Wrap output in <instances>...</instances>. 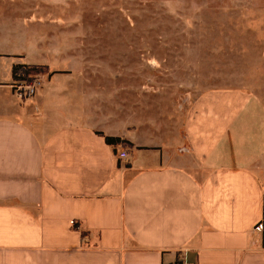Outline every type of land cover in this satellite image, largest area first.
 Listing matches in <instances>:
<instances>
[{"label": "crops", "instance_id": "0c3cea01", "mask_svg": "<svg viewBox=\"0 0 264 264\" xmlns=\"http://www.w3.org/2000/svg\"><path fill=\"white\" fill-rule=\"evenodd\" d=\"M37 47L0 10V264H264L255 94L210 89L158 124ZM19 64L42 66L25 100Z\"/></svg>", "mask_w": 264, "mask_h": 264}, {"label": "rangeland", "instance_id": "374dc122", "mask_svg": "<svg viewBox=\"0 0 264 264\" xmlns=\"http://www.w3.org/2000/svg\"><path fill=\"white\" fill-rule=\"evenodd\" d=\"M0 10L54 66L152 106L158 124L210 89L264 106V0H0Z\"/></svg>", "mask_w": 264, "mask_h": 264}, {"label": "built area", "instance_id": "2783aa9c", "mask_svg": "<svg viewBox=\"0 0 264 264\" xmlns=\"http://www.w3.org/2000/svg\"><path fill=\"white\" fill-rule=\"evenodd\" d=\"M25 68H19L16 73L14 80L12 82V89L15 95L20 100H25L31 96H33L40 85V72H29L25 74ZM127 152L125 150H121L119 152L120 159H127ZM254 230L261 234L264 239V208L263 214L260 220L254 226Z\"/></svg>", "mask_w": 264, "mask_h": 264}, {"label": "trees", "instance_id": "16d2710c", "mask_svg": "<svg viewBox=\"0 0 264 264\" xmlns=\"http://www.w3.org/2000/svg\"><path fill=\"white\" fill-rule=\"evenodd\" d=\"M25 68V74L29 73V72H41L42 70V66H37V65H26V64H19L14 66L13 68V77H15V73L19 68ZM105 140L107 143H118L120 142L119 138L116 137H110V136H105Z\"/></svg>", "mask_w": 264, "mask_h": 264}]
</instances>
